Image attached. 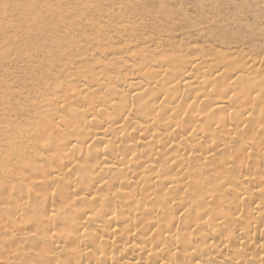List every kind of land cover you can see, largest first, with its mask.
<instances>
[{
  "label": "bare ground",
  "instance_id": "bare-ground-1",
  "mask_svg": "<svg viewBox=\"0 0 264 264\" xmlns=\"http://www.w3.org/2000/svg\"><path fill=\"white\" fill-rule=\"evenodd\" d=\"M135 26L70 40L67 76H0V264H264V57Z\"/></svg>",
  "mask_w": 264,
  "mask_h": 264
},
{
  "label": "rangeland",
  "instance_id": "rangeland-1",
  "mask_svg": "<svg viewBox=\"0 0 264 264\" xmlns=\"http://www.w3.org/2000/svg\"><path fill=\"white\" fill-rule=\"evenodd\" d=\"M80 18L91 19L89 26L72 25ZM116 22H134L147 37L143 48L159 45L165 54L243 51L264 57V0H0V76H67L77 70L66 67L76 52L67 43L84 33L93 39L106 28L112 33ZM82 43L89 56L98 45Z\"/></svg>",
  "mask_w": 264,
  "mask_h": 264
}]
</instances>
